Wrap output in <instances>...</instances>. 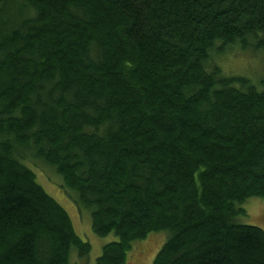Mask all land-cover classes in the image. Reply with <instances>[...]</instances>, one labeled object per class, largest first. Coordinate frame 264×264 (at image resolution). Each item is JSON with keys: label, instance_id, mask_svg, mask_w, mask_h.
<instances>
[{"label": "trees", "instance_id": "1", "mask_svg": "<svg viewBox=\"0 0 264 264\" xmlns=\"http://www.w3.org/2000/svg\"><path fill=\"white\" fill-rule=\"evenodd\" d=\"M229 50L263 55L264 0H0V264L90 253L27 162L115 236L96 264L153 233L151 264H264L237 221L264 200V76L224 75Z\"/></svg>", "mask_w": 264, "mask_h": 264}, {"label": "rangeland", "instance_id": "2", "mask_svg": "<svg viewBox=\"0 0 264 264\" xmlns=\"http://www.w3.org/2000/svg\"><path fill=\"white\" fill-rule=\"evenodd\" d=\"M263 55L229 50L220 56L218 61H215L224 75L245 77L256 84V81L264 76ZM25 165L35 174L36 183L67 212L76 235L83 242L89 243L91 247L89 255L83 259L78 258L76 251L72 250L70 262L72 264H96L102 247L116 241L115 236L110 234L100 238L94 235L89 211L76 207L70 196L61 188V179L47 169L38 170L32 163L27 162ZM242 208L245 214L238 217V223L256 226L264 231V200L250 199L242 205ZM166 238L165 233H153L145 240L134 243L127 254L128 264H151Z\"/></svg>", "mask_w": 264, "mask_h": 264}]
</instances>
